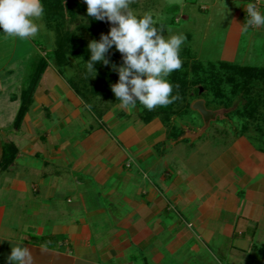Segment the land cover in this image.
I'll return each instance as SVG.
<instances>
[{
    "label": "crops",
    "instance_id": "crops-1",
    "mask_svg": "<svg viewBox=\"0 0 264 264\" xmlns=\"http://www.w3.org/2000/svg\"><path fill=\"white\" fill-rule=\"evenodd\" d=\"M43 48L0 33V264L21 240L33 264H264V122L200 138L89 103Z\"/></svg>",
    "mask_w": 264,
    "mask_h": 264
},
{
    "label": "rangeland",
    "instance_id": "rangeland-1",
    "mask_svg": "<svg viewBox=\"0 0 264 264\" xmlns=\"http://www.w3.org/2000/svg\"><path fill=\"white\" fill-rule=\"evenodd\" d=\"M42 3L44 28L36 42L44 47L48 61L56 63L70 83L86 93L89 103L92 98L108 101L110 95L118 102L111 89L118 82V72L98 62L93 77L85 67L90 58L89 42L99 40L101 33L107 34L111 25L105 21L102 29L95 30L83 0ZM248 4L247 0H132L131 10L152 14L165 36L184 37L180 55L185 82L189 81L187 94L175 102L170 118L185 133L200 138L232 130L250 134V124L264 122V36L260 27L244 31ZM107 56L113 64L122 65V55L114 46ZM250 67L254 68L251 73ZM199 100L211 113L208 120L194 108ZM6 112L11 115L10 108Z\"/></svg>",
    "mask_w": 264,
    "mask_h": 264
},
{
    "label": "clouds",
    "instance_id": "clouds-1",
    "mask_svg": "<svg viewBox=\"0 0 264 264\" xmlns=\"http://www.w3.org/2000/svg\"><path fill=\"white\" fill-rule=\"evenodd\" d=\"M87 15L97 21H107L111 27L107 34L101 33L99 40L88 44L90 58L85 67L89 76H95V65L102 62L118 72V82L111 89L120 106L134 109L139 104L148 111L167 107L177 96L170 75L183 67L180 50L184 37L179 34H163L157 19L150 13L143 15L131 10L132 0H83ZM248 21L244 31L250 27L264 26V13L256 4L246 8ZM45 8L42 0H0V33L27 41L36 38L44 28L42 23ZM115 47L122 55L120 66L108 58L109 50ZM9 264H33L30 249L23 241L12 244L7 257Z\"/></svg>",
    "mask_w": 264,
    "mask_h": 264
},
{
    "label": "trees",
    "instance_id": "trees-1",
    "mask_svg": "<svg viewBox=\"0 0 264 264\" xmlns=\"http://www.w3.org/2000/svg\"><path fill=\"white\" fill-rule=\"evenodd\" d=\"M42 1H46V0H42ZM84 9L86 10L87 8H84ZM89 19H90L92 26L95 30L102 29L103 25L106 23L105 21H97V20L90 18V17H89ZM46 66H47V61L45 59H40V61L38 63H36V65L34 66V72L35 73L32 75V78H33L32 79V85L37 82L38 78L40 77V75L42 74V72L44 71ZM253 69L254 68L251 69V67H250V73ZM186 78H187V75H186V71H185L184 67H182L180 70L174 71L170 75L169 80L174 85L173 94L175 96H177V99L172 104L168 105L167 107H158V108L154 109L153 111L147 110V112H148L147 114L154 115V114L159 113V114H162L163 116H166V118H169L170 113H172L171 111H173L172 108L175 105V102H179L180 100L182 101L184 98H186L187 92H185V90H187V89L185 88V86L186 85L188 86V82H189L188 80L185 82ZM249 81L251 84L252 81L248 80V82ZM73 83L74 82H72V85H74V87H75L76 84L75 83L73 84ZM26 109H27L26 106H24L20 110L18 118H17V122H16L17 124H19L22 121V118L25 114Z\"/></svg>",
    "mask_w": 264,
    "mask_h": 264
},
{
    "label": "water",
    "instance_id": "water-1",
    "mask_svg": "<svg viewBox=\"0 0 264 264\" xmlns=\"http://www.w3.org/2000/svg\"><path fill=\"white\" fill-rule=\"evenodd\" d=\"M194 108L198 109L203 114L205 120L209 119V115L211 113L207 110L204 101L199 100V101L195 102Z\"/></svg>",
    "mask_w": 264,
    "mask_h": 264
},
{
    "label": "built area",
    "instance_id": "built-area-1",
    "mask_svg": "<svg viewBox=\"0 0 264 264\" xmlns=\"http://www.w3.org/2000/svg\"><path fill=\"white\" fill-rule=\"evenodd\" d=\"M247 1H249V3L256 4V7L259 11H261V9H263L264 7V0H247Z\"/></svg>",
    "mask_w": 264,
    "mask_h": 264
}]
</instances>
